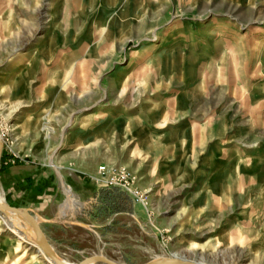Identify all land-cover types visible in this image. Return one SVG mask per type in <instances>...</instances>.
Wrapping results in <instances>:
<instances>
[{
  "label": "rangeland",
  "instance_id": "374dc122",
  "mask_svg": "<svg viewBox=\"0 0 264 264\" xmlns=\"http://www.w3.org/2000/svg\"><path fill=\"white\" fill-rule=\"evenodd\" d=\"M0 141L67 263L264 264V0H0Z\"/></svg>",
  "mask_w": 264,
  "mask_h": 264
},
{
  "label": "water",
  "instance_id": "95a60500",
  "mask_svg": "<svg viewBox=\"0 0 264 264\" xmlns=\"http://www.w3.org/2000/svg\"><path fill=\"white\" fill-rule=\"evenodd\" d=\"M3 151V144L0 141V160ZM0 215H3L6 219L16 218L21 221L25 227L31 230L33 234L34 245L37 246L43 256L50 260L53 264H72L64 262L59 255L54 251L53 247L49 244L45 234L39 226V222L26 208H15L6 204L4 201L0 202ZM26 235L27 230H20ZM75 264H119L105 258L102 255H93L87 258H83L81 261ZM144 264H204L199 261L186 260L183 257H177L170 255L169 257H156Z\"/></svg>",
  "mask_w": 264,
  "mask_h": 264
},
{
  "label": "bare ground",
  "instance_id": "6f19581e",
  "mask_svg": "<svg viewBox=\"0 0 264 264\" xmlns=\"http://www.w3.org/2000/svg\"><path fill=\"white\" fill-rule=\"evenodd\" d=\"M3 201V199H2V196H1V194H0V202H2ZM11 219V225L13 226V227H15V228H20L21 227V225H19V223H22L21 221H18L16 218H10ZM23 224V223H22ZM24 225V224H23ZM25 226V225H24ZM24 229H26L27 230V232H26V238L27 239H29L30 240V242L33 244L34 242H33V235H32V233H31V230L30 229H28L27 227H25ZM20 230V229H19ZM22 236H19V238H21ZM22 239V238H21ZM37 247V246H36ZM38 248V247H37ZM39 251H40V249H39ZM41 252V251H40ZM42 254V253H41ZM62 259H63V261L64 262H66L67 261V259L66 258H64L63 256H62ZM49 262V264H52L51 262H50V260H48ZM67 263V262H66Z\"/></svg>",
  "mask_w": 264,
  "mask_h": 264
},
{
  "label": "crops",
  "instance_id": "0c3cea01",
  "mask_svg": "<svg viewBox=\"0 0 264 264\" xmlns=\"http://www.w3.org/2000/svg\"><path fill=\"white\" fill-rule=\"evenodd\" d=\"M30 211V210H29ZM31 212V211H30Z\"/></svg>",
  "mask_w": 264,
  "mask_h": 264
}]
</instances>
